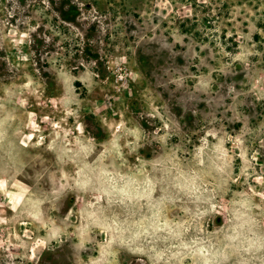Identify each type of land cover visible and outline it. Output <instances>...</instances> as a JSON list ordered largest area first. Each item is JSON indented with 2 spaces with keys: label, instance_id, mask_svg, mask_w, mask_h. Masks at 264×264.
Returning <instances> with one entry per match:
<instances>
[{
  "label": "rangeland",
  "instance_id": "rangeland-1",
  "mask_svg": "<svg viewBox=\"0 0 264 264\" xmlns=\"http://www.w3.org/2000/svg\"><path fill=\"white\" fill-rule=\"evenodd\" d=\"M208 262L264 264V0H0V264Z\"/></svg>",
  "mask_w": 264,
  "mask_h": 264
},
{
  "label": "flooded vegetation",
  "instance_id": "flooded-vegetation-1",
  "mask_svg": "<svg viewBox=\"0 0 264 264\" xmlns=\"http://www.w3.org/2000/svg\"><path fill=\"white\" fill-rule=\"evenodd\" d=\"M42 68H44V66H42ZM48 76L49 77H47V83L50 85L51 89L53 90L55 88L54 85L56 86V79L51 75Z\"/></svg>",
  "mask_w": 264,
  "mask_h": 264
},
{
  "label": "clouds",
  "instance_id": "clouds-1",
  "mask_svg": "<svg viewBox=\"0 0 264 264\" xmlns=\"http://www.w3.org/2000/svg\"><path fill=\"white\" fill-rule=\"evenodd\" d=\"M208 264H210V262H208Z\"/></svg>",
  "mask_w": 264,
  "mask_h": 264
}]
</instances>
